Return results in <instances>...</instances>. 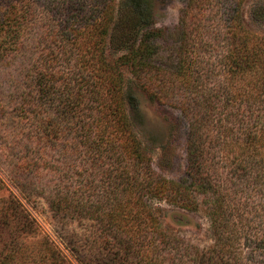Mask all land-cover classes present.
<instances>
[{
    "label": "rangeland",
    "instance_id": "obj_1",
    "mask_svg": "<svg viewBox=\"0 0 264 264\" xmlns=\"http://www.w3.org/2000/svg\"><path fill=\"white\" fill-rule=\"evenodd\" d=\"M60 1L39 0L26 23V31L23 30L19 50L12 55L15 57H7L0 68V99L7 118L3 123L0 121V198L15 197L37 228L34 236L23 234L19 238L25 255L18 256L14 264H50L47 246L50 242L61 251L67 263L77 264L61 239L76 236L86 243L93 238L94 230L87 227L89 222H58L45 200V195L61 185L62 178L71 180L78 168L84 167V173L97 168L96 179L92 177V180L98 191L104 187V174L115 171L112 155H104L101 164L96 166L90 162L91 155L89 161L88 156H84L80 127L90 125L104 129L105 137L116 131L109 138L126 143L128 148L137 144L140 158L150 162L155 173L180 180L185 177L191 122L175 101L195 98L193 104L201 120L205 119L203 102L207 99L210 117L205 129L207 137L202 140L211 168L221 181L228 180L233 167L231 162L240 151L229 144V140L240 135L241 129L248 125L243 118L246 114H239L235 124L229 121L231 107L235 105L229 99L235 89L236 96L242 97L247 79L254 82L264 77L263 70L242 76L232 74L224 37L227 32L224 0H200L193 11L188 10L193 4L191 0H68L71 9L82 10L80 26L77 22L73 24L75 10L63 13ZM104 6L113 8L115 23L103 37L104 42L101 40L102 44L95 46L97 23L101 19L97 15ZM240 20L245 32L264 37V0H244ZM71 25L82 27V31L65 53L56 34L63 27L72 28ZM141 42L149 49V66L143 74L136 71L131 57L133 47ZM45 68L52 73V83L43 94L38 86V74ZM182 84L188 88H182ZM172 95L176 98H170ZM30 107L37 111L40 119L37 123H23L24 131H40L38 126L50 124H59L63 131L56 149L46 150L47 161L41 160L38 164L40 172L22 173L15 165L25 153L34 157V150L28 146L23 150L19 145L12 147L17 139L15 135H22L20 129L16 130L13 113L14 108L26 113ZM245 109V106L240 107L239 111ZM40 137L39 132L36 138ZM66 148L69 153H64ZM243 159H247L246 156L240 155L238 161ZM71 181L68 183L73 187L79 185L75 179ZM108 184L107 187L112 186ZM19 186L27 198L19 194L16 189ZM236 199L234 204L242 212L233 210V218L238 222L239 214L244 221L245 211L253 204L251 200L245 202L243 197ZM151 203L159 210L164 225L190 244L205 248L213 243L204 209L187 212L163 202ZM86 248L90 249L89 244ZM248 258V263L264 264V256L259 253Z\"/></svg>",
    "mask_w": 264,
    "mask_h": 264
},
{
    "label": "trees",
    "instance_id": "obj_2",
    "mask_svg": "<svg viewBox=\"0 0 264 264\" xmlns=\"http://www.w3.org/2000/svg\"><path fill=\"white\" fill-rule=\"evenodd\" d=\"M199 1L191 0L193 4L188 10L193 11L197 7L194 5ZM243 1L224 0L227 11V32L224 36L228 46L227 57L232 63V74L238 73L241 76L251 71H264V37L245 32L242 28L240 17ZM38 2L39 0H0V68L7 57H15L12 55L19 50L23 30L26 31V23L35 12ZM60 2L63 13L75 10L72 13L75 18L73 24L79 23L82 10L79 7L71 9L68 0ZM97 16L101 19L97 23L95 46L104 42L103 37L115 23L113 8L110 10L108 6L100 8ZM71 27L68 30V27H63L56 34L61 39L65 53L69 44H73L75 36L78 37L82 31V27ZM142 43L133 47L131 52L135 69L141 74L149 66V49ZM38 76V86L46 94L51 88L52 73L49 68H45ZM243 78L245 80L247 77ZM246 82V91L242 97L236 96L235 89L229 99L235 104L231 107L229 121L235 124L240 118L239 114H246L243 118L247 119L248 125L241 129L240 135H234L229 140V144L240 151L231 162L233 167L228 180L221 181L211 168L202 140V137H207L205 129L210 117L207 99L203 102L205 112L202 115L205 119L201 120L198 119L193 104L195 98L175 101L191 122L186 144L185 177L180 180L164 178L155 173L150 162L140 158L142 156L137 144L129 145L128 148L126 143L121 144L118 139L109 138L116 131L105 137V130L96 126L83 125L78 129L80 145L84 147L82 153L88 156V161L91 155L90 162L96 166L101 164L104 155H112L116 168L113 174H104V181H101L104 187L99 191L92 180V177L96 179L94 171L97 168L84 173L83 167L78 168L72 176L79 185L73 187L72 183H68L72 178L67 182L62 178L61 185L45 195L47 205L58 222H89L87 227L94 230L93 238L86 243L76 236L61 239L60 242L77 264H251L248 263L249 256L257 253L264 256V77L262 81L247 79ZM141 84L144 85L143 82ZM181 87L188 88L185 84ZM170 98L176 97L172 95ZM1 104L0 99V121L3 123L7 118ZM244 106L246 109L239 111ZM14 109L16 130L20 129L22 135H15L17 139L14 137L16 142L12 147L19 145L23 150L28 146L34 150V157L25 153L18 160L15 169L22 170V173L31 170L40 172L38 164L41 160L44 163L47 161L46 150L56 149L63 130L59 124H50L38 126L41 127L40 131H24L21 125L26 122L37 123L39 114L32 108L26 113L19 111V108ZM48 119L50 123L51 117ZM39 132L41 137L37 139ZM229 132H232L231 128ZM67 149H63L64 153H69ZM240 155L247 159L238 161ZM68 172L69 170L65 173ZM107 183L112 186L107 187ZM16 189L21 196L27 198L20 186ZM242 197L245 202L251 200L253 204L249 211H245L247 216L244 221L239 217V212L242 211L234 204V198L242 200ZM153 201L173 205L187 212L204 209L210 223L213 243L200 248L181 238L160 220L159 210L152 206ZM233 210L239 213L238 222L233 218ZM256 217L260 219L257 220ZM36 232L35 222L15 197L0 198V264H14L18 256L23 257L25 253L19 238L23 234L34 236ZM51 243L47 245L50 264H69L61 251ZM87 244L90 246L89 250L86 248Z\"/></svg>",
    "mask_w": 264,
    "mask_h": 264
}]
</instances>
